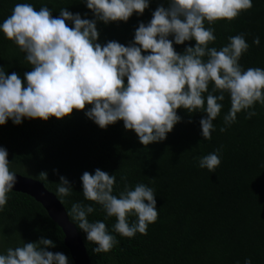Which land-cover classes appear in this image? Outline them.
Segmentation results:
<instances>
[{"label": "trees", "instance_id": "obj_1", "mask_svg": "<svg viewBox=\"0 0 264 264\" xmlns=\"http://www.w3.org/2000/svg\"><path fill=\"white\" fill-rule=\"evenodd\" d=\"M17 3H31L36 10L47 6L53 17L67 8L84 19H95L84 0H0V24ZM161 4L168 6L167 0H150L143 15L134 13L127 22L98 21V42L117 41L129 46L139 24L147 25ZM67 23L73 27L71 21ZM205 27L215 29L216 40L209 47L217 50L229 43L230 36L243 34L249 49L239 61L242 69H264V0H253V7L231 22H205ZM256 37L259 46L253 43ZM169 39L174 42V37ZM195 44V40L174 43V48L183 54L186 47ZM0 68L8 75L15 72L22 80L24 73L31 71L25 54L2 31ZM213 87L210 83L209 92ZM220 103L223 107L213 122L210 141L204 140L200 125L206 112L178 109L182 120L167 139L145 147L134 131L125 129L122 120L100 128L86 116L92 107L88 105L85 111L74 110L63 119L24 118L19 125L9 119L0 125V147L8 152L10 171L41 182L60 201V176L69 180L72 194L62 203L67 215L73 203L94 207L89 221L104 222L118 243L110 252L94 253L97 245L87 241L86 233L68 215L83 239L91 264H245L248 259L252 264H264V105L257 102L250 109L257 113L251 119L246 118L247 111L238 113L236 122L228 126L224 123L231 108L228 93ZM222 127L226 128L223 132ZM217 149L221 163L215 172L200 168L198 158ZM97 168L116 176L113 195L117 197L125 190L121 177H127L126 183L133 190L141 183L153 189L158 218L148 225L146 235L137 232L132 238L122 237L113 230L116 218L108 217L102 206L84 198L81 176L85 171L94 174ZM42 172L47 176L42 177ZM137 219L130 215L128 222L131 225ZM41 238L56 244L49 251L64 253L74 264L63 231L44 208L27 195L8 193L7 205L0 212V254Z\"/></svg>", "mask_w": 264, "mask_h": 264}, {"label": "clouds", "instance_id": "obj_2", "mask_svg": "<svg viewBox=\"0 0 264 264\" xmlns=\"http://www.w3.org/2000/svg\"><path fill=\"white\" fill-rule=\"evenodd\" d=\"M84 2L95 19H84L67 8L53 17L47 6L36 10L31 3H17L0 24V31L31 65L23 80L15 72L8 75L0 68V125L9 119L17 125L24 118L63 119L74 110L85 111L92 105L85 114L100 128L122 120L125 129L134 131L147 147L166 140L181 122L178 109L206 112L200 125L204 140L210 141L225 93L231 101L230 111L224 116L228 126L236 122L238 113L247 111L246 118L251 119L257 113L250 109L257 102L264 105V69L243 70L239 63L249 49L244 35L230 36L229 43L217 50L209 47L216 40L215 29L205 27V22L213 25L220 20H235L253 7V0H167L168 6H158L147 25L139 24L129 46L117 41L101 45L97 22H127L134 13L143 15L150 0ZM191 40L196 41L195 46L186 47L183 54L175 50L174 43L183 45ZM253 43L259 46V37ZM210 83L214 84L211 92ZM219 151L199 157V167L215 172L221 163ZM9 164L7 150L0 147V212L17 183ZM40 175L46 177L47 173ZM81 180L84 198L102 206L108 217L116 218L113 230L122 237L132 238L137 232L146 235L148 225L157 220L156 195L145 184H137L133 190L126 183L127 177H121L125 190L117 197L113 195L115 175L97 168L94 174L85 171ZM72 189L69 180L60 176L57 195L61 203ZM94 211L91 205L73 203L68 215L86 233L87 241L97 245L94 253L110 252L118 241L104 222L89 221ZM130 215L138 218L131 225ZM54 247L56 244L45 238L10 247L6 254H0V264H70L64 253L48 250ZM245 264L252 261L248 259Z\"/></svg>", "mask_w": 264, "mask_h": 264}, {"label": "water", "instance_id": "obj_3", "mask_svg": "<svg viewBox=\"0 0 264 264\" xmlns=\"http://www.w3.org/2000/svg\"><path fill=\"white\" fill-rule=\"evenodd\" d=\"M12 192L27 195L39 203L51 220L59 226L65 236V246L74 264H91L84 242L75 225L70 221L66 209L57 196L34 179L17 175Z\"/></svg>", "mask_w": 264, "mask_h": 264}]
</instances>
